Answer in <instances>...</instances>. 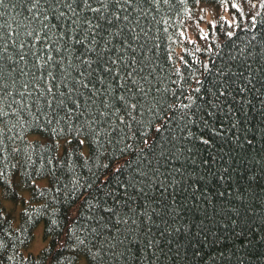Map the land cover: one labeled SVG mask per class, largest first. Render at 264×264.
Wrapping results in <instances>:
<instances>
[{
  "label": "trees",
  "instance_id": "16d2710c",
  "mask_svg": "<svg viewBox=\"0 0 264 264\" xmlns=\"http://www.w3.org/2000/svg\"><path fill=\"white\" fill-rule=\"evenodd\" d=\"M227 1L2 0L0 264H264V0L182 35Z\"/></svg>",
  "mask_w": 264,
  "mask_h": 264
},
{
  "label": "rangeland",
  "instance_id": "374dc122",
  "mask_svg": "<svg viewBox=\"0 0 264 264\" xmlns=\"http://www.w3.org/2000/svg\"><path fill=\"white\" fill-rule=\"evenodd\" d=\"M249 1L252 3L254 2L255 5H258L259 7L263 0ZM240 3H242L241 0H228L222 4L221 7H213L207 3H200L199 6L189 8L182 30V35H184L183 39L189 40L193 43L195 49H201L203 43L207 40L209 25H213L219 16L226 17L230 21H234L232 13L229 12L230 6L239 5ZM181 48L182 47L177 48V52H179ZM8 206L12 210H17L20 207L10 201L8 202ZM44 243L43 223L41 222L34 229V239L30 244L31 246L29 247V252H38Z\"/></svg>",
  "mask_w": 264,
  "mask_h": 264
},
{
  "label": "snow or ice",
  "instance_id": "6c2138e0",
  "mask_svg": "<svg viewBox=\"0 0 264 264\" xmlns=\"http://www.w3.org/2000/svg\"><path fill=\"white\" fill-rule=\"evenodd\" d=\"M0 3H2V0H0Z\"/></svg>",
  "mask_w": 264,
  "mask_h": 264
}]
</instances>
